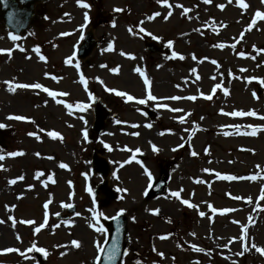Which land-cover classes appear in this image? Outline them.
<instances>
[{"label":"rangeland","instance_id":"rangeland-1","mask_svg":"<svg viewBox=\"0 0 264 264\" xmlns=\"http://www.w3.org/2000/svg\"><path fill=\"white\" fill-rule=\"evenodd\" d=\"M244 3L246 8L238 0H168L169 8L157 0H46L20 35L0 20V49L5 50L0 51V89H6L0 94V124L6 131L0 143V264H95L97 244L102 248L107 231L97 232L92 225L105 228V221L119 213L127 216L129 231L122 264H264V255L251 248L252 243L264 248V20L255 17L257 11L264 12V0ZM184 8L189 11L184 13ZM253 19L256 23L249 29ZM88 31L94 32L98 45L81 60L75 52ZM150 40L166 52H148L145 44ZM221 44L223 48L217 47ZM69 57L71 62H66ZM22 68L32 83L67 95L37 108L48 95L43 88L13 92L5 83L23 81ZM149 90L157 100L137 103L147 99ZM208 95L211 100L205 99ZM172 96L181 99H166ZM95 97L110 109L101 133L92 129ZM77 104L86 107L81 110ZM165 104L171 108L158 107ZM233 111L256 115H229ZM16 115L26 119H9ZM38 119L49 124L39 127ZM198 126L199 133H192ZM250 126L256 134L247 145L242 134ZM50 131L62 139L50 137ZM139 131L143 134L136 137ZM11 152L23 154L13 157ZM96 152L111 168L110 194L104 200L94 193L104 181L93 171ZM62 163L68 167L61 168ZM61 171L66 175L56 179ZM38 172L43 175L37 177ZM161 172L170 174L167 190L150 198L149 185ZM217 173L238 179L223 180ZM139 198L147 202L143 208ZM182 200L197 207L189 208ZM65 204L77 210L58 219L68 214ZM225 208L233 211L221 214ZM93 209L102 213L98 220ZM193 245L204 251H195ZM245 247L249 250L239 255ZM8 248L19 251H4Z\"/></svg>","mask_w":264,"mask_h":264},{"label":"snow or ice","instance_id":"snow-or-ice-1","mask_svg":"<svg viewBox=\"0 0 264 264\" xmlns=\"http://www.w3.org/2000/svg\"><path fill=\"white\" fill-rule=\"evenodd\" d=\"M204 2H205V3H210L211 0H204ZM78 3H79V0H78ZM157 3L165 4V5H167L169 8L172 7V5L168 4V0H157ZM238 3H239V6H240L241 8H246V7H247V5L244 3V0H238ZM177 6L183 8L182 5H177ZM82 7L87 8V7H89V5H87V4H83ZM220 7H223V5H221ZM116 11H122V10H121V9H116ZM183 11H184V13H187V12L189 11V9L184 8ZM171 14H172L171 12H168V16H171ZM154 15H155V16H159L160 13L157 12V13H155ZM255 17H256V18H259V19H261V20H264V12L257 11V12L255 13ZM87 18H88L87 15H85V19H87ZM152 18H153V17H149V19H152ZM166 18H167V17H166ZM255 23H256V19H253L252 22L248 25V28L251 29L252 26H253ZM129 31H131V29H129ZM141 31H143V29H141ZM64 35H67V33H65ZM11 39H12L13 41H15V40L18 39V37L15 36V35H11ZM171 44H172V42L169 41V46H171ZM217 47H221V48H223L224 45H223V44H221V45H217ZM111 48H112V45L110 44V45H109V50H111ZM0 51H5V50L0 49ZM21 51H23V49H21ZM35 51L39 52V48L35 49ZM261 51H264V50H261ZM176 55H177V53L173 52V56H176ZM240 55H244V54H243V53H240ZM179 58H180L181 60L184 59V57H183L182 55H181ZM40 59L43 60V59H45V58H44L43 56H41ZM193 59H196V57L193 56ZM66 62H71V57H69V58H68V61H66ZM212 63L215 64L216 61H212ZM77 67H79V65H77ZM112 71H117V69H113ZM136 71L139 72L141 76H144V73L141 72L139 68H137ZM192 72L195 73V72H196V69L193 68V69H192ZM53 79H55V77H53ZM197 79H200V77L197 76ZM81 81H82V82H85V81H84V78H83L82 76H81ZM262 82H264V81H262ZM5 83L9 84V90H10V91H13V92H14L16 89H18V88H19V89H29V88H32V89H40V88H43V91L46 92V93H48V95L51 96V97H53V98H55V97L58 96V95H60V96H65V95H67V93H57V92H54V91H50L48 88H44V87H43L41 84H39V83H20V84H15V85H12L10 82H5ZM85 83H86V82H85ZM144 83H145L146 85H149V84H150V81L147 79L146 76H145V78H144ZM219 87H221V85L217 84V85H216V88H219ZM108 91H115V90H113V89H108ZM213 91H215V89H213ZM224 93H225V95L228 94V89H227V88L224 89ZM116 95H118V96H122V97H123V96H126V97H127V100H129V101H132V100H135V99H136L135 97H133V96H131V95L125 93V92H116ZM166 99L179 100V99H181V97H179V96H172V97H168V98H166ZM187 99L195 100L196 97H195V96H190V97H188ZM205 99H209V100H211V99H212V96H211V95H208V96L205 97ZM155 100H157V97L154 96V95H152L151 91L149 90V91H148V94H147V99H139V100L137 101V103L143 105V104L148 103L149 101H155ZM57 102H58V103H63V101H57ZM67 107H68L69 109H71L73 106H72L71 104H69V105H67ZM76 107L79 108V109H81V110H83V109H85L86 105H84V104H77ZM158 107H167V105H166V104H165V105H158ZM172 111H174V112H178V111H181V110H180V109H172ZM229 115H232V116H255L256 113H255V112L233 111V112L229 113ZM9 119H15V120H20V121H22V120H25L26 117H24V116H20V115H16V116H10ZM261 119H264V117H261ZM180 121H181L182 123L184 122V117H183V116L180 117ZM3 127H5V125L0 124V128H3ZM148 127H151V125H148ZM250 127H251V126H250ZM161 134H163V133H161ZM249 134H250V135H255V134H256V129H253V131H252L251 133H249ZM29 135H34V133H29ZM48 135H49L50 137H52V138H61V139H62L61 134H60L59 132H56V131H50V132H48ZM84 136H85V139H87V131H85ZM153 150H154V151L157 150V149L155 148V146H153ZM137 151H139V150L137 149ZM22 154H23V153H21V152H11V153H8L9 156H13V157L18 156V155H22ZM191 154H192L193 156L197 155L194 151H193ZM37 155H39V154L37 153ZM3 159H4V156H3V155H0V160H3ZM60 167H61V168H67L68 166H67L66 164H63V163H62V164H60ZM145 171H147V170H145ZM205 171H208V170L205 169ZM36 175H37V177H39V176L43 175V173H39V172H38ZM148 175H149V178H151V173H150V172L148 173ZM217 175L220 177V179H223V180H235V179H238V177H235V176L220 175L219 173H217ZM23 178H24L23 176H20V177H18L17 179L23 180ZM256 178H257L256 176H252V177H250V179H256ZM48 179H49V180H52V177L49 176ZM53 182H55V181H53ZM197 182H199V181H197ZM10 183L15 184V183H16V180H12V181H10ZM149 186H151V185H149ZM89 191H91V189H89ZM120 191H124V190H120ZM172 195H173L174 197H177V198L180 197V193H179V192H173ZM235 199H240V197L237 196V197H235ZM261 199H264V192L261 193ZM181 202H182L184 205H187L189 208H196V207H197V205H195V204H191L188 200H182ZM64 206H65V207H71V205H68V204H65ZM210 207H211V206H210ZM44 208H45V209L48 208V203H45V204H44ZM91 211H93V213H94V218H95L96 220H98V219H99V216L102 215V213H100V214L95 213V210H94V209L91 210ZM154 211H158V210H154ZM212 211H213V212H217L218 210H217L216 208H212ZM219 211L221 212V214H223V213H227V212L233 211V209H227V208H225V209H220ZM199 215H200L201 217H203V216L205 215V213H204V212H200ZM113 218H114V217H113ZM133 219H134V218H133ZM249 219L251 220L252 218L249 217ZM2 222H3V221H0V223H2ZM24 223L31 224V223H33V221H24ZM43 226H44L43 224L40 225L41 228H42ZM92 226L95 227V230H96L97 232H101V233H102V232H105V231H106V229H105L103 226H96L95 224H93ZM39 230H40L39 228L36 229V231H39ZM245 233H247V229H245ZM193 235H194V234H193ZM18 238H19V237H18ZM161 238L163 239L164 237H161ZM72 243H73V245L76 246V247H79V246H80L79 242H77V241H72ZM97 247H98V249L100 250V252H103V251H104L103 248H100L99 244H97ZM193 248H194L195 251H197V252L204 251L203 249H201V248H199V247H197V246H195V245H193ZM251 248L255 249L257 252H259L260 254L264 255V248H259V247H257V245H256L255 243H252V244H251ZM30 250H32V251H40V252H44V249H39V248H35V247H33V248L30 249ZM248 250H249V249H248L247 247H245V248H244V251L241 252V253H239V255H243L244 252H247ZM4 251H6V252H12V251H19V250L8 248V249H5ZM117 253H118L117 247H116L115 243H113V247H112L111 249L108 250L107 260H108L109 262L114 261V260L116 259ZM21 255H23V253H21ZM97 261H99V257H97Z\"/></svg>","mask_w":264,"mask_h":264},{"label":"water","instance_id":"water-1","mask_svg":"<svg viewBox=\"0 0 264 264\" xmlns=\"http://www.w3.org/2000/svg\"><path fill=\"white\" fill-rule=\"evenodd\" d=\"M39 1L43 0H20L23 5L21 7L19 6V2L17 0H1L2 6L0 7V17L5 20L7 26L11 30L18 34L29 25L31 18L34 15L35 4ZM94 44L95 41L93 39V35L91 33L87 34L85 43L79 49L78 55L81 57L88 56L91 53ZM147 47L152 52L159 51L153 43H149ZM104 108L105 106L99 100H96V123L94 129L97 131L102 130L104 120L108 116V114L104 112ZM99 161L103 164L102 170L106 175L108 172V165L105 161L96 159L97 165L100 164ZM167 183L168 175L162 174L158 183L153 186L150 196L163 193ZM74 210V207L70 209L71 212ZM106 226L109 231V238L97 264H120L126 249L125 238L127 236V218L124 215L116 216L109 220L106 223ZM113 243H115L118 253L116 259L109 262L107 260L108 250L113 247Z\"/></svg>","mask_w":264,"mask_h":264},{"label":"bare ground","instance_id":"bare-ground-1","mask_svg":"<svg viewBox=\"0 0 264 264\" xmlns=\"http://www.w3.org/2000/svg\"><path fill=\"white\" fill-rule=\"evenodd\" d=\"M30 60H32V61H35V58H31ZM35 63V62H34ZM69 69L70 70H75V67H74V65L73 64H70V66H69ZM26 74H27V68H22L21 69V71H20V76L22 77V76H24V77H22L24 80L23 81H21V82H19V84L20 83H32V81H30V79H28L27 78V76H26ZM75 84V82L74 83H71L70 85H69V89L71 90V91H75V88H74V85ZM5 91H6V89H5V87H3V88H1L0 89V94H3V93H5ZM53 100H54V98L53 97H51V96H49V95H47L41 102H38V104H37V108H46V106L47 105H50V103H52L53 102ZM180 100V99H179ZM178 101V100H177ZM171 103H172V101H171ZM159 104H161V103H159ZM167 108H171V105H167ZM238 117H240V116H238ZM36 121V124L39 126V127H43V126H45V124H49V122H44L42 119H38V120H35ZM199 130H200V128H199V126L198 127H193L192 129H191V131H192V133H199ZM253 131V128H251V127H247V128H245V132L242 134V135H245V137L246 138H248V140H246L247 141V145H249V137L251 136L249 133H251ZM139 134L136 136V137H140L143 133L142 132H138ZM144 139V138H143ZM143 139H142V141H143ZM56 140H57V138H56ZM57 146H59V143H57ZM24 157L26 156H28V153L27 154H24L23 155ZM126 163H127V165H128V167H130L132 170H134L135 169V167H134V163L133 164H131V162L129 163V161H126ZM53 169H55L56 170V166L54 165V167H53ZM134 173H136V174H138V172L135 170L134 171ZM66 175V173H65V171L63 172V171H61V172H58V173H56L55 174V177H56V179H59V178H61V176H65ZM132 189H134L135 191L137 190V189H135V188H132ZM163 199L164 198H162L161 199V201H163ZM144 205H147V202H145L144 200H142V199H140L139 198V206H142V208L144 207ZM163 210H166V211H168V208L166 207V209H163L162 207H160V211H163ZM144 213V212H143Z\"/></svg>","mask_w":264,"mask_h":264}]
</instances>
